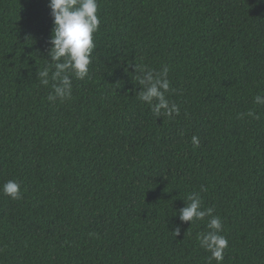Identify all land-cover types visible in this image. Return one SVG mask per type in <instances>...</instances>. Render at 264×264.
<instances>
[{
	"label": "trees",
	"instance_id": "16d2710c",
	"mask_svg": "<svg viewBox=\"0 0 264 264\" xmlns=\"http://www.w3.org/2000/svg\"><path fill=\"white\" fill-rule=\"evenodd\" d=\"M48 5L0 0V264H217L193 193L221 264H264V0H97L83 79L53 77ZM150 74L178 114L140 99Z\"/></svg>",
	"mask_w": 264,
	"mask_h": 264
},
{
	"label": "clouds",
	"instance_id": "9594fccd",
	"mask_svg": "<svg viewBox=\"0 0 264 264\" xmlns=\"http://www.w3.org/2000/svg\"><path fill=\"white\" fill-rule=\"evenodd\" d=\"M49 8L53 19V29L51 33V57L56 61L53 74L54 78L60 77L61 72L68 71L74 74L76 78L83 79L88 74V65L90 64V55L95 45L93 43V33L99 27L100 20L97 16V0H49ZM151 72H155L150 69ZM168 68L164 67L162 72H156L167 76ZM42 76L48 74V69L40 73ZM148 81H152L151 86L140 95L142 101L151 104V99L155 97L158 101L153 105V111L159 115L163 113L166 116L178 114L179 109L175 103H170L165 97V92L169 91L168 79H154L150 74ZM42 84L47 85V80H42ZM143 83V81H141ZM159 89V90H158ZM72 85L69 75L60 79V86L54 87V92L61 100L68 99L71 95ZM54 95L50 94L48 99L54 100ZM254 103L264 105V99L257 95ZM243 115V114H240ZM247 115L253 119H259L253 111ZM192 142L198 146V138L193 137ZM3 194L12 199L21 198V186L15 180H8L2 186ZM190 203L180 211V218L183 221L192 222L193 220H203L210 217L207 223L209 229L205 233L198 235L200 246L210 252L209 261L215 260L217 264L223 261L224 250L228 246L227 239L220 235L223 225L219 216L212 215V209L201 210V200L198 193H193L188 197ZM179 231V229H177Z\"/></svg>",
	"mask_w": 264,
	"mask_h": 264
}]
</instances>
